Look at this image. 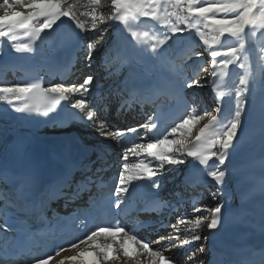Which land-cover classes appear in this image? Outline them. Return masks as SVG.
<instances>
[{"label":"snow or ice","instance_id":"1","mask_svg":"<svg viewBox=\"0 0 264 264\" xmlns=\"http://www.w3.org/2000/svg\"><path fill=\"white\" fill-rule=\"evenodd\" d=\"M102 7V0H0V57L6 55L5 41L16 54L36 55L38 44L59 27L62 18H67L78 33L95 31V38L86 45L85 59L89 62L113 25L122 26L134 42L132 51L105 61L107 74L117 77L106 95L97 88L94 74L86 75L79 84L51 83L48 87L42 77L23 83L0 81V102L11 111L52 119L59 114L62 102H67L77 119L122 146L115 186L106 193L103 189L107 182L102 175L107 166L106 146L92 145L90 151L96 153V159L88 158L87 162H69L54 153L51 162L63 161V167L54 180L48 181L28 146L12 141L11 156L0 158V264H12L33 254L41 247V240L56 245L54 255L45 254L33 264H118L133 258L139 264L141 256L149 258L147 264H180L119 221L94 230H87L85 221L94 220L99 212L120 210L126 199L135 198L137 185L158 192L166 170L178 169L188 158L218 188V192L205 189L199 194L200 207L193 204L194 212L209 211L211 217L197 215L188 220L182 214L175 224H166L165 211L169 215L179 212L185 202L183 196L174 194L176 199L164 200L150 195L151 211L147 214L155 213L160 219L154 223L141 221L137 231L157 225L171 227L176 236L162 235L154 243L179 240L173 247L180 249L208 240V235L199 234L205 226L212 233L222 230L226 223L253 228L258 222L264 235V173L258 187L233 189L231 194L226 191L237 175L226 164L241 143L246 109L257 88L264 94V0H111L108 16L100 10ZM185 33L198 41L173 50L170 41ZM105 55L112 54L106 50ZM113 62H118L115 69ZM232 68L242 71L234 87L228 83ZM202 74L207 79H202ZM206 85L218 102L213 110L190 103L186 95L187 89ZM225 98L234 100V110L227 117L221 115ZM112 99L116 100L117 114L131 111L134 105H149L153 111L146 122L120 129L101 119L112 111ZM180 105L187 110L170 120ZM205 120L193 135V127ZM260 136L264 143V123ZM126 137L144 142L124 147ZM130 158L135 162H129ZM75 171L80 172V179L75 178ZM205 193L214 200L219 197L214 207L203 204ZM85 194L84 205L68 216L51 208L56 200L63 199L67 205ZM181 225L186 233L182 240ZM73 227H83L85 234L62 246L60 241ZM66 252L71 254L64 255ZM204 252L203 245L190 250L186 264H194ZM219 264H264V244L225 250Z\"/></svg>","mask_w":264,"mask_h":264},{"label":"bare ground","instance_id":"2","mask_svg":"<svg viewBox=\"0 0 264 264\" xmlns=\"http://www.w3.org/2000/svg\"><path fill=\"white\" fill-rule=\"evenodd\" d=\"M110 3H111V0H104V1L102 0V5H104V7H102L100 10L104 12V15L107 14L108 12H110ZM63 19L64 18H62V20ZM90 33L91 34H90L89 42L92 39H94L95 35H96L95 31H90ZM106 37H107V35L105 36V42L103 43V46L100 47L97 51H95L93 53V57H92L91 62L87 61L88 64L89 63L91 64V66L89 68H92L93 71L96 73L95 77H97V79L95 81V84H96L97 88H99L101 93H103L105 95L108 94L110 86H113L117 82L116 76H109L110 78H107L105 83L102 80L98 81V78L101 77L100 69L106 67V65H103V64H105V61H111L112 60V55L111 56L105 55L106 50L109 51L107 48V46H109V42H108V39ZM192 40L198 41V38L190 36L189 33H185L183 36L174 37L173 41H170V43L174 44L173 50H175L176 48H179L181 45H184L185 47H187L188 44ZM3 50L6 53V55H4L3 57L8 58L9 62L19 59V57L13 58V54H15V53L10 52L11 51L10 46H8V47L5 46V48H3ZM8 51H9V53H7ZM37 54H38V56H37ZM37 54L33 56V57H35V62L32 59L31 60H24L23 62H26L28 64L33 65L34 70L40 72L41 74H45L46 77H48L47 76L48 72H53V73L55 72L54 67H52L53 69L50 68L52 66V62H51L52 52L51 51H45V50L44 51L38 50ZM256 54L257 53L255 51L252 54V59L254 62L256 59ZM117 65H118L117 63L113 64V68ZM5 70H6V68H0V72L5 71ZM241 74H242V71L240 70L239 74L236 76L237 83H238V77ZM231 75L235 76V75H233L232 70H231ZM77 76L74 79H77ZM82 76L78 79V80H80L81 83L83 82L85 75H82ZM203 79H205V78H203ZM46 80H47L48 84H51L49 79H46ZM78 80L75 81V84L78 83ZM5 82L9 83V84L17 83L15 78L12 75H10L8 77L7 81H5ZM68 84L69 85L73 84V82H69ZM205 88L207 89V85L205 86ZM263 96H264V94H262L260 89L257 88L255 93L253 94L252 104L250 105L249 108L246 109V112L248 111L250 113V115L248 118H246L244 116L243 120L251 121L255 117V115H256L255 109L257 108V103L259 102L260 98ZM91 102L92 101L89 100V103H91ZM232 109L234 110V102H233ZM14 114H15V112L11 111L10 108L6 104H4L3 102H0V129L3 125L9 126L11 128H19L20 127L19 125H17V123L15 121L12 120V116ZM79 122H80V124L71 126L72 129L70 131V135H76L90 149H91L92 145L100 144V145L107 147L108 154L111 153L110 152L111 150H114V151L118 150L116 142L109 140V139H106L102 136H99L95 131L92 130V128L87 127L81 120H79ZM67 129L68 128H65L64 130H67ZM47 131L48 130L46 129V130L42 131L41 134H45V133H47ZM54 133L57 134L58 131H54ZM62 137H65V135ZM120 156L122 158V155H120ZM94 159H96V157H94ZM129 162H135V161L132 158H130ZM173 172H176L175 168L174 169L173 168L167 169L165 174H163L161 177V179L168 182L169 186L175 185L176 184L175 181H178V178L174 179L171 176V174H173ZM179 193H181L183 196L190 195L191 190L190 189H187L186 191L180 190ZM205 196H206V198L203 200V203H205L207 206H213L218 202V198H217V200H214L210 196H207L206 194H205ZM186 215L189 216L188 213H186ZM186 219H189V217H187ZM175 223L176 222H174L173 224H175ZM184 227H185L184 225L180 226L179 235H182L185 237L186 233L184 232ZM168 231H170V233H165V234L162 233L161 236L162 235L163 236H169V235L177 233L172 228L169 229ZM199 233H200L201 237H203L205 235H208V236L210 235L206 226ZM207 243H208V240L205 241L204 239H202V245L204 246L205 249L207 248ZM194 245H195V243H194ZM194 245L192 244V245L186 247L185 249H180V248L173 247V245H171V243H169L167 241H162L160 243H154L153 246H154V249H156V250H162L166 257H168V258L175 257L180 262V264H186V261L183 260L182 256H183L184 252L187 251V249L193 248ZM63 254L69 255L71 253L66 252ZM203 258H204V254L199 255L198 258L194 261V264H200V262ZM148 259L149 258L146 256H141L139 258V264H147ZM49 264H53V262H50ZM118 264H137V260L135 258L127 259V260H121L118 262ZM190 264H193V262Z\"/></svg>","mask_w":264,"mask_h":264},{"label":"rangeland","instance_id":"3","mask_svg":"<svg viewBox=\"0 0 264 264\" xmlns=\"http://www.w3.org/2000/svg\"><path fill=\"white\" fill-rule=\"evenodd\" d=\"M104 1V0H103ZM203 79V78H202ZM202 100H200L201 102H200V106H203V107H205V108H207L208 110H211V104L209 103V100H208V98H207V96H206V94H204L203 93V95H202ZM200 207V206H199ZM191 214H192V219L191 220H194L195 219V217L197 216V215H201V216H205V217H207V213H206V211H201V212H194L193 210L191 211ZM200 234V233H199ZM180 240H182V238H179ZM176 242H179V240H176ZM196 243V246H197V248L198 247H200L201 245H202V240H200V241H196L195 242ZM189 254V253H188ZM187 254V255H188ZM185 259H187V257H185Z\"/></svg>","mask_w":264,"mask_h":264}]
</instances>
